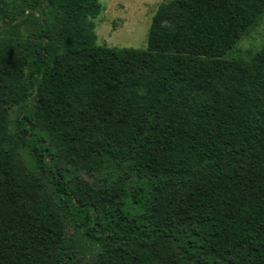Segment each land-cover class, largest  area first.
<instances>
[{"label": "trees", "instance_id": "trees-1", "mask_svg": "<svg viewBox=\"0 0 264 264\" xmlns=\"http://www.w3.org/2000/svg\"><path fill=\"white\" fill-rule=\"evenodd\" d=\"M11 1L0 264H264V43L228 56L264 0L161 2L144 48L96 43L99 0Z\"/></svg>", "mask_w": 264, "mask_h": 264}, {"label": "rangeland", "instance_id": "rangeland-1", "mask_svg": "<svg viewBox=\"0 0 264 264\" xmlns=\"http://www.w3.org/2000/svg\"><path fill=\"white\" fill-rule=\"evenodd\" d=\"M103 4V11L94 19L96 43L106 46L144 48L147 31L157 6L167 0H99ZM20 2L17 0L5 5L7 11L17 12ZM8 29V28H5ZM12 36L26 38L29 26L24 19L12 22L9 32ZM0 37L4 35L0 34ZM264 43V16L230 51V58H246L248 51H255ZM17 110L13 109L7 117L5 129L9 134L15 132V118ZM17 162L22 173L38 171L35 169L29 148L21 145L17 150ZM111 165L109 168H112ZM113 169V168H112ZM120 174L117 170L114 176ZM46 182V178L41 175ZM69 231L73 228L68 227Z\"/></svg>", "mask_w": 264, "mask_h": 264}]
</instances>
